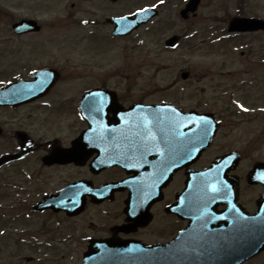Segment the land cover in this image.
<instances>
[{
  "label": "flooded vegetation",
  "instance_id": "obj_1",
  "mask_svg": "<svg viewBox=\"0 0 264 264\" xmlns=\"http://www.w3.org/2000/svg\"><path fill=\"white\" fill-rule=\"evenodd\" d=\"M36 36H41L37 40L40 47H36L39 53L43 52L42 42L53 43L49 39L51 34L43 35L42 29L20 35L24 38ZM33 41L34 39L31 42ZM43 50L50 52V49ZM44 55L45 53L37 57V64L29 66L28 71L18 75L16 72L0 74V87L23 79V85L32 95L23 101L21 98L11 100L10 105L0 104V120H6L2 118L11 115V121L21 124L16 131L15 144L7 151L0 152V157L4 158L0 167V197H3L0 198V237L6 246L3 249L13 256L9 257L11 262L8 261L7 264H23L26 257L21 254L25 247L34 251L41 249L40 236L32 232L14 236L12 247L8 246L10 238L3 236L5 233L2 228L33 215L44 214L46 219H53L55 230L62 222L66 224L62 233L52 236V241L49 239L46 246L51 253L57 254L56 250H65L66 254L74 253L78 258L71 264L81 263L86 253L99 251V247L95 245L99 243L94 242L98 240H140L148 244H166L171 241L189 223V219L182 216V202L181 209L179 203L184 200L180 196L185 191L188 169L185 166V134L187 130L191 131L192 126H186L185 113L204 111L201 101L196 99L195 104L188 106L183 104V98L175 100L161 97L147 100L145 95L133 94L128 87H100L93 91L95 97L86 98L87 110L81 117L78 104L81 96L92 92L91 89L83 90L80 97L73 101V90L70 87H59L65 79L62 71H59V77L48 72L40 80H34L30 75L32 70L56 68L51 65L55 58L50 56L51 60L47 62ZM170 90L172 89L165 88L155 91H165L164 96H167L169 94L166 92ZM68 93L71 96L66 97ZM63 94L65 97H58ZM137 103L172 104L177 109L164 112L161 120L157 115H150L152 112L143 120V115L129 111ZM97 108L100 110L96 111ZM58 113L65 116L62 131L53 130L55 126H60L56 120ZM73 113L75 124L79 127L75 135ZM3 125L4 121L0 122V143L5 146L8 142L2 141L5 139ZM35 126L38 129L34 131ZM98 159H113L116 162L99 163ZM200 160L201 157L189 169L205 168L206 165L199 164ZM216 170L223 176L227 175L224 167ZM238 170V166L227 170L231 177L221 179L223 189L218 195L214 210L217 213L226 210L227 215L229 214L227 210L229 205L233 206V186L236 183L237 202L250 213L259 210L264 222V183L249 182L252 168L243 175H239ZM225 180L230 184L225 183ZM113 182H117V185L112 190L104 187ZM74 183L76 187L73 186ZM65 185L75 187L69 195L72 199L75 194L81 196L83 210L76 215H73L74 212L50 207L36 210V206L46 195L55 194ZM3 192L14 198L6 199L7 195ZM71 198L67 200L66 206L73 209L74 202ZM257 200L260 204H257ZM177 203L179 210L175 212L172 207ZM105 205L110 206V209L102 208ZM100 207L101 211L98 210ZM133 207L137 209L133 210ZM90 210H96L98 222L88 219ZM70 243L74 246L68 247Z\"/></svg>",
  "mask_w": 264,
  "mask_h": 264
},
{
  "label": "rangeland",
  "instance_id": "obj_2",
  "mask_svg": "<svg viewBox=\"0 0 264 264\" xmlns=\"http://www.w3.org/2000/svg\"><path fill=\"white\" fill-rule=\"evenodd\" d=\"M170 1L178 4L181 0ZM238 1L203 0L198 15L188 21L180 20L177 13L180 6L162 7L158 20L151 25L132 36L112 39L111 27L104 21L106 16L128 12L133 6L141 5V0H124L114 6L108 0H0V74L16 72L21 66H33L35 59L45 53L46 59L54 57L52 63L63 70L65 79L59 87H70L73 101L83 89L101 84L131 88L133 94L145 95L147 100L183 98V104L191 106L199 99L203 109L223 119L213 146L203 154L199 164L209 163L221 152L237 149L243 156L237 173L243 175L256 162L264 161V63L260 62L264 58V34H227L224 39L210 40L212 34L218 36L215 32H222V27L227 26L225 17L235 15ZM244 13L264 18V0H246ZM24 17L43 24V35L51 34L52 45L42 42V48L50 52L37 50L41 36L19 38L12 33L11 24ZM87 17L96 18L90 19L92 22L100 21L98 26L84 24L81 19ZM211 24L213 27L209 28ZM172 34L186 35V39L169 49L164 46V40ZM182 71L189 72L188 81L180 78ZM165 88L172 89L166 92L167 96H164L165 91H155ZM69 96L71 93L66 97ZM242 106L245 111L238 112ZM64 118L61 113L57 114L60 126H55L54 131L63 130ZM2 119H6L0 120L4 121L5 139L2 141L8 143L5 146L0 143V152L15 144L16 131L21 125L11 121V115ZM75 121L73 113L74 135L79 129ZM37 129L33 127L34 131ZM3 193L6 199L14 198ZM102 208L110 209V206ZM90 213L88 219L98 222L96 210ZM65 225L62 222L55 230L53 219H46L42 214L13 222L2 230L3 236L12 240L25 230L40 236V240H49L61 234ZM8 246H13L11 241ZM71 246L74 245L70 243L68 247ZM4 247L0 237L1 264H7L13 257ZM38 251L25 247L21 255L27 260L23 264H70L78 258L74 253L66 254L65 250H56L54 256L50 254L55 253ZM249 261L244 264H264L260 255Z\"/></svg>",
  "mask_w": 264,
  "mask_h": 264
},
{
  "label": "water",
  "instance_id": "obj_3",
  "mask_svg": "<svg viewBox=\"0 0 264 264\" xmlns=\"http://www.w3.org/2000/svg\"><path fill=\"white\" fill-rule=\"evenodd\" d=\"M253 20H237L234 22V27L236 29H249V28H254L255 26L258 25V23L254 22L252 24ZM34 22H31L29 20H23L21 21L19 24L16 25V30L18 32L21 31H25L28 29H31L32 27H29L30 24H33ZM130 22L127 20V18H122L119 20V25L120 28H125L126 30L129 27ZM252 24V25H251ZM262 26H264L263 24H261ZM233 28V27H232ZM205 130L202 131V146H201V150H203L211 141V132H206ZM206 137V138H204ZM200 150V151H201ZM252 225V224H251ZM250 225V235L249 237L246 239V246L248 247L247 249H245L246 251V255L241 252H237L233 255V258L229 259V261L227 260V253L226 250L225 252H221L220 248L216 246V243L213 241H210V239L208 238H204L201 240V242H197L196 244L193 243L192 249L194 250H189L187 249L185 251V255L188 256L190 255L192 258L196 257V256H200V255H204V253L202 251L207 250L208 248L211 249L212 251H210L207 254H210V256L212 257V259L217 255L219 257H223L225 256V259L219 262H222L220 264H237L238 262H241V260H243L246 257L251 256L253 253L258 252L259 250H261L264 247V237L263 236H255L252 233V227ZM236 241V239H235ZM241 242V240H240ZM110 243L113 244V248L116 247L118 254L117 256H120L121 258V263H116V264H163L162 262V252L159 251L160 249H154V248H148L145 246H141V245H137V244H130L128 242H114L111 241ZM116 243V244H115ZM212 243V244H211ZM242 245V243H241ZM197 248H202V251H198ZM190 253V254H189ZM211 257L209 259H211ZM218 262V264H219ZM188 263H190V261L188 260ZM115 264V263H113ZM182 264H184V262L182 261ZM192 264V263H191Z\"/></svg>",
  "mask_w": 264,
  "mask_h": 264
},
{
  "label": "snow or ice",
  "instance_id": "obj_4",
  "mask_svg": "<svg viewBox=\"0 0 264 264\" xmlns=\"http://www.w3.org/2000/svg\"><path fill=\"white\" fill-rule=\"evenodd\" d=\"M96 111H99L100 109L99 108H97V109H95ZM204 134H206V131H205V133ZM217 189L215 188V187H213V191H216Z\"/></svg>",
  "mask_w": 264,
  "mask_h": 264
}]
</instances>
